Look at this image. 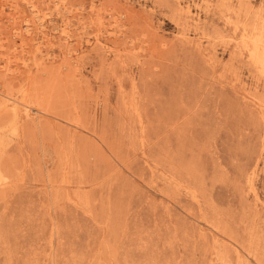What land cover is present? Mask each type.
I'll list each match as a JSON object with an SVG mask.
<instances>
[{"label":"rangeland","instance_id":"1","mask_svg":"<svg viewBox=\"0 0 264 264\" xmlns=\"http://www.w3.org/2000/svg\"><path fill=\"white\" fill-rule=\"evenodd\" d=\"M0 264H264V0H0Z\"/></svg>","mask_w":264,"mask_h":264},{"label":"bare ground","instance_id":"2","mask_svg":"<svg viewBox=\"0 0 264 264\" xmlns=\"http://www.w3.org/2000/svg\"><path fill=\"white\" fill-rule=\"evenodd\" d=\"M257 41V40H256Z\"/></svg>","mask_w":264,"mask_h":264}]
</instances>
